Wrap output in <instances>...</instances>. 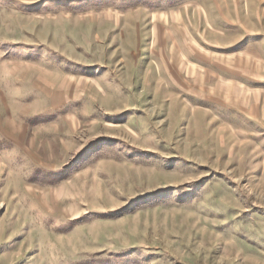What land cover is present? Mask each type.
Here are the masks:
<instances>
[{
  "label": "rangeland",
  "instance_id": "374dc122",
  "mask_svg": "<svg viewBox=\"0 0 264 264\" xmlns=\"http://www.w3.org/2000/svg\"><path fill=\"white\" fill-rule=\"evenodd\" d=\"M0 264H264V0H0Z\"/></svg>",
  "mask_w": 264,
  "mask_h": 264
}]
</instances>
